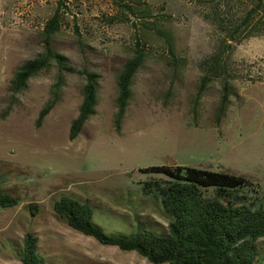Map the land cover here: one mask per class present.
I'll return each mask as SVG.
<instances>
[{
  "label": "rangeland",
  "instance_id": "rangeland-1",
  "mask_svg": "<svg viewBox=\"0 0 264 264\" xmlns=\"http://www.w3.org/2000/svg\"><path fill=\"white\" fill-rule=\"evenodd\" d=\"M149 5L145 28L114 18L109 0H0V181L20 201L0 210V264H21L14 247L26 233L58 264H151L73 231L52 210L54 200L68 195L87 202L92 222L107 234H134L143 215L165 227L157 199L143 191L144 183L162 185L157 175L142 173L148 168L175 165L244 177L257 185L252 200L264 209V0ZM255 5L262 9L238 30L237 42L226 40ZM58 7V30L47 39L46 24ZM136 43L145 59L117 125V79ZM46 47L72 70H59L47 58L21 93L10 94L16 70L45 56ZM217 53L226 72L202 84L204 62ZM87 73L97 76L95 114L69 140ZM225 81L230 94L217 116ZM29 204L39 207L36 216ZM259 246L264 257V239Z\"/></svg>",
  "mask_w": 264,
  "mask_h": 264
},
{
  "label": "trees",
  "instance_id": "trees-1",
  "mask_svg": "<svg viewBox=\"0 0 264 264\" xmlns=\"http://www.w3.org/2000/svg\"><path fill=\"white\" fill-rule=\"evenodd\" d=\"M114 18L120 22H139L147 27L150 17L149 0H109ZM260 3L259 1L257 4ZM262 7L250 8L239 25L228 31L229 42L236 43L235 34L247 27L250 20ZM264 10V8H263ZM58 7L45 27L48 39L59 24ZM251 32L248 36H258ZM228 48L232 43H226ZM45 56L24 62L9 82L8 92L21 93L29 80L44 70L47 58L56 62L59 70H72L66 65L65 57L46 47ZM145 59L139 43L133 56L124 65L117 79L118 95L115 101V122L118 125L125 115L131 97V83ZM207 68L202 77L206 84L212 77L225 74L226 64L221 53L214 54L204 62ZM94 73H87L83 100L77 117L69 129V140H74L85 123L95 114L97 81ZM224 94L217 116L223 115L228 95V83H223ZM53 102L39 113L37 125L49 113ZM143 174L157 175L162 182L144 183L143 191L151 192L157 199L156 208L166 221L163 227L147 215L136 218L138 230L131 235L107 234L92 222V208L87 202L71 196H62L52 203V210L62 223L83 236L94 239L103 246L116 247L123 252H135L151 264H264L260 242L264 239V209L253 203L257 185L244 177L226 172H211L190 167L163 166L142 170ZM1 175V174H0ZM5 181H0V210L19 205V200L4 191ZM156 187V190L152 187ZM31 216H36L39 207L27 205ZM38 239L26 233L21 247H14L21 264H58L40 252Z\"/></svg>",
  "mask_w": 264,
  "mask_h": 264
}]
</instances>
